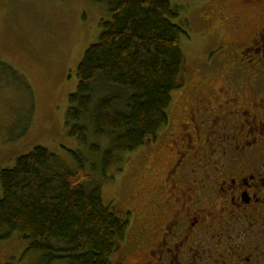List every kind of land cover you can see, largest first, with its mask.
Masks as SVG:
<instances>
[{
	"label": "flooded vegetation",
	"instance_id": "1",
	"mask_svg": "<svg viewBox=\"0 0 264 264\" xmlns=\"http://www.w3.org/2000/svg\"><path fill=\"white\" fill-rule=\"evenodd\" d=\"M176 6L183 37L209 39L196 74L220 64L222 82L183 79L191 100H172L161 129L178 127L168 132L173 155L116 264H264V0H185L186 13ZM216 50L224 56L208 59Z\"/></svg>",
	"mask_w": 264,
	"mask_h": 264
},
{
	"label": "trees",
	"instance_id": "2",
	"mask_svg": "<svg viewBox=\"0 0 264 264\" xmlns=\"http://www.w3.org/2000/svg\"><path fill=\"white\" fill-rule=\"evenodd\" d=\"M104 1L112 16L102 20L98 41L78 63L79 81L66 114L69 134L82 144L89 141L88 125L96 136L109 138L104 149L98 142L88 144L91 152H101L103 176L96 181L85 170L82 151L69 150L79 166L74 171L43 145L0 169V239L24 235L26 251L42 255L36 264H112L129 220L104 201L106 170L157 138L169 122L173 92L184 83L179 7L170 0ZM0 72L27 85L5 61L0 60Z\"/></svg>",
	"mask_w": 264,
	"mask_h": 264
},
{
	"label": "rangeland",
	"instance_id": "3",
	"mask_svg": "<svg viewBox=\"0 0 264 264\" xmlns=\"http://www.w3.org/2000/svg\"><path fill=\"white\" fill-rule=\"evenodd\" d=\"M170 1L180 4L182 12L186 13L185 0ZM111 16L104 0H0V60L17 69L27 84L18 83L0 72V169L13 166L20 155L36 145H43L58 155L65 168L74 171L79 166L69 150L82 151L87 158L85 170L96 181L103 176L101 152H91L88 144L98 142L104 149L109 145V138L96 136L93 126L88 125L89 141L82 144L69 134L66 114L69 94L76 90L79 81L78 63L88 46L98 41L102 20ZM243 22L248 23L246 19ZM208 41L206 36L198 34L181 38L186 57L183 79L196 77L205 88L217 87L222 82L220 64L215 67V73L202 66H198L197 71L200 69L203 73L195 72L196 62L203 63L204 46ZM223 56L224 53L218 50L207 51L208 59ZM180 90L173 92V100H178L177 103L191 100L188 88ZM170 112L172 118L182 117V109ZM177 128L174 123L169 129L165 127L160 131L158 142L150 144L149 149L145 148L146 144L126 153L120 164L115 163L106 170L108 180L102 184L104 201L118 215L129 220L127 234L130 241L137 236L142 217L155 200V183L164 174L173 155L168 132ZM23 129L26 131L20 136ZM144 179L147 180L145 190L141 188ZM126 209L130 211L129 215L123 214ZM125 242L118 243L112 255L113 264L125 260L128 244ZM27 244L28 239L21 233L0 239V263H39L42 255L26 251ZM67 263V260H58L54 264Z\"/></svg>",
	"mask_w": 264,
	"mask_h": 264
}]
</instances>
